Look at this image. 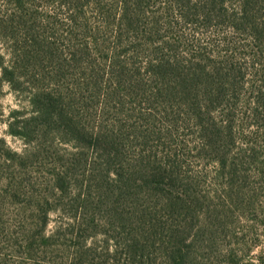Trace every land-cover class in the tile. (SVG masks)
Masks as SVG:
<instances>
[{"label":"trees","instance_id":"16d2710c","mask_svg":"<svg viewBox=\"0 0 264 264\" xmlns=\"http://www.w3.org/2000/svg\"><path fill=\"white\" fill-rule=\"evenodd\" d=\"M211 28L224 33L215 61H185L212 54L196 37ZM60 31L63 49L49 39ZM174 43L182 56L165 55ZM0 45H20L8 60L0 50V96L6 83L24 101L0 107L27 146L13 156L50 161L68 230L105 236L81 259L153 264L158 251L163 264H203L225 216L215 202L243 201V181L264 174V139L233 123L237 107L264 122V0H0Z\"/></svg>","mask_w":264,"mask_h":264},{"label":"rangeland","instance_id":"374dc122","mask_svg":"<svg viewBox=\"0 0 264 264\" xmlns=\"http://www.w3.org/2000/svg\"><path fill=\"white\" fill-rule=\"evenodd\" d=\"M40 12L47 14L48 10L44 8ZM212 30L211 28L206 33L196 35L212 54L200 60L187 57L185 61H215L213 55L219 53L220 47L217 46L223 45L221 41L224 33L218 34ZM191 32V29H185L182 34L191 38ZM161 33L169 37L171 32L164 29ZM49 39L56 40L59 48L63 49L67 45L61 31L50 34ZM105 39L102 45H112L110 39ZM178 45L187 44L166 45L165 55L170 57L181 52L178 55L182 56L184 48L179 46L177 49ZM13 46L20 45H0L6 60L10 58L9 51ZM149 46L147 44L144 47ZM142 55L140 53V57ZM140 57L137 58L138 61ZM21 101V93H13L4 83L0 96V107L4 115L7 116L10 110L24 105V101ZM214 115L220 118L218 110ZM235 118L233 123L240 139H253L256 143H262L264 122L256 119L249 111L244 112V107L236 108ZM0 138L5 143L3 146L0 143V264H87L86 259H81L80 252L93 245L100 251L105 236L89 234L80 239L72 234L71 232L77 231L70 232L67 224L72 225L75 221L64 217L73 213L66 205L68 200L56 202L51 196L55 166L50 161L41 164V161L33 158L23 160L14 157V153L21 155L27 146L19 137L7 133L4 122H0ZM55 143L63 154L67 145L58 141ZM238 145L244 147L241 142ZM260 160L264 161V154ZM262 165L263 162L259 163V166ZM191 167L194 172L202 168L204 171L212 169L211 164L202 166L193 162ZM243 184L246 186L240 190L242 195L245 193L243 201L225 196L226 200L215 202L224 206L225 216L222 222H213L208 254L203 264H264V174L251 175ZM100 211H103L102 207ZM156 252L158 251L151 255L149 262L163 264L160 252Z\"/></svg>","mask_w":264,"mask_h":264}]
</instances>
